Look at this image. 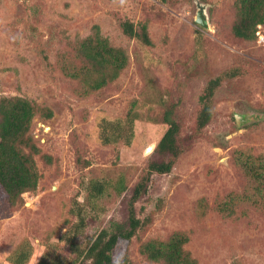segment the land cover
<instances>
[{"label":"rangeland","instance_id":"374dc122","mask_svg":"<svg viewBox=\"0 0 264 264\" xmlns=\"http://www.w3.org/2000/svg\"><path fill=\"white\" fill-rule=\"evenodd\" d=\"M237 2L0 0V98L22 96L42 108L29 134L39 149L38 185L16 203L0 197V264H14L23 246L32 249L26 264L46 253L68 261L64 235L79 220L74 211L86 219L78 235L84 247L112 221H124L133 187L161 158L155 149L169 126L168 109L181 124L184 152L170 173L152 176L136 203L147 221L131 244L132 263L160 264L139 253L141 241L184 231L197 264H264V184L247 198L251 183L241 160L249 152L264 161V23L252 39L235 36ZM199 13L207 26L196 21ZM125 19L137 28L147 23L152 45L126 35ZM97 26L129 64L90 90L60 65L82 64L78 43ZM234 68L239 74L216 89L212 118L196 131L204 88ZM48 109L52 115L44 117ZM131 109L130 144H104L101 121L125 118ZM120 179L126 191L115 189ZM97 182L106 186L100 195L91 188Z\"/></svg>","mask_w":264,"mask_h":264},{"label":"trees","instance_id":"16d2710c","mask_svg":"<svg viewBox=\"0 0 264 264\" xmlns=\"http://www.w3.org/2000/svg\"><path fill=\"white\" fill-rule=\"evenodd\" d=\"M237 8L238 14L233 24V33L243 39H252L256 34L257 25L264 23V0H238ZM121 27L126 35L138 38L144 44L152 45L147 23L137 28L131 20L125 19L121 22ZM96 28L95 35L85 37L78 43V58L82 59V64L72 66L61 62L60 65L64 73L71 78L80 79L83 88L88 87L90 90L101 89L115 80L129 64L126 52L112 45L100 34L99 27ZM237 71V68L230 69L208 82L200 95L201 109L197 115L196 131L202 132L212 118V99L216 89L225 79L239 74ZM41 110L39 105L26 97L16 95L0 98V197H6L11 203H16L24 192L35 190L38 185L39 173L33 155L38 153L39 149L29 134L33 118ZM47 112L48 114L44 117L52 115L50 109ZM134 112L131 109L125 118H104L100 123L102 142L116 144L125 141L130 144L136 118ZM172 113L173 111L169 109L164 113L163 119L169 126L155 149L161 158L152 159L148 163L145 173L133 187L128 200L127 218L124 221H112L109 228L101 229L84 247L78 235L84 231L86 219L83 212L74 211L79 220L64 235L73 257L64 261L55 253L51 255L46 253L38 264H77L80 261L87 264H133L130 247L147 221L139 216L136 203L149 192L152 176L170 173L177 159L184 152L179 138L181 124L172 118ZM27 147L30 149L29 152L25 150ZM242 156V164L251 183V186L245 190L249 198L252 189H257L258 184H264V161L252 157L249 152ZM257 161L260 162L257 163ZM116 183L117 191H126L127 185L123 179ZM91 188L100 195L105 191L106 186L97 182ZM258 189L260 194L262 189ZM261 195L264 198V189ZM188 241L186 232L174 231L166 238H150L141 241L139 253L154 263L197 264V260L185 247ZM31 254L32 249L29 247L25 249L23 246L11 257V260L14 264H26Z\"/></svg>","mask_w":264,"mask_h":264},{"label":"water","instance_id":"95a60500","mask_svg":"<svg viewBox=\"0 0 264 264\" xmlns=\"http://www.w3.org/2000/svg\"><path fill=\"white\" fill-rule=\"evenodd\" d=\"M202 13H199L196 17V21L204 26H207V23L202 19Z\"/></svg>","mask_w":264,"mask_h":264}]
</instances>
